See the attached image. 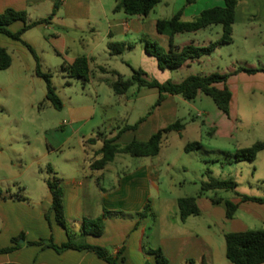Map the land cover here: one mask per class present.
Instances as JSON below:
<instances>
[{"label":"crops","instance_id":"crops-1","mask_svg":"<svg viewBox=\"0 0 264 264\" xmlns=\"http://www.w3.org/2000/svg\"><path fill=\"white\" fill-rule=\"evenodd\" d=\"M57 3L60 6L51 22L34 28L47 31L44 37H49V46L43 48V51L62 58L61 68L64 63L73 65L77 58L87 57L90 60V68L102 75L99 80L103 82L109 79L106 75L112 71L99 64L97 58L98 55L110 54L109 43L126 42L130 39L137 45L134 50H139L145 41H151L146 40L151 37L169 52L171 40L169 36L158 33L159 20L171 19L184 9L183 20L188 22L204 10L226 6L225 0H198L193 6L185 7L186 0H177L174 2L171 16H167L164 11L171 2L162 0L147 18L142 19L129 17L123 12L116 13L114 9L117 0L112 4L109 0H0V13L7 9L26 11L28 20L33 22L49 18ZM161 5L164 6L162 14L153 18V14ZM42 10L46 11L47 16L41 15ZM24 26L23 22L18 21L10 26V30L17 33ZM30 31L23 35L22 40L32 46L38 54L37 44L26 39ZM75 32H89L93 35L92 40L83 41L80 48L72 49L68 35ZM213 33L216 35L215 40L219 39L222 27L215 25L196 33L176 35L174 45L176 48L187 45L207 46L214 41ZM254 35L258 37V45H264V0H239L234 24V42L227 46L236 44L239 36L244 44V55H248L250 50L246 45ZM0 47L5 48L12 58L11 67L5 70L10 72L11 77L6 82H0V191L3 192L0 197V249L16 246V243L20 245L10 253L0 252V264H109L94 252L67 250L58 253L52 248L30 244L50 239L52 226L55 228V244L68 242L69 236L57 223L54 213H51L50 220L46 217L53 197L47 184L48 179L43 180L41 176H37V172L42 171L43 154L35 156L32 162L28 163L14 145L18 141L30 144V136L21 131V124L27 116L34 113L28 112V108H35L38 103L34 94L35 78H40L36 75L37 66L33 67L26 51L28 48L22 42L0 34ZM141 52L142 64L138 69H143L146 73L159 70L164 74L169 71H162L157 60L149 56L145 48ZM210 56L189 61L176 71L191 69L194 65L204 68ZM99 67L106 68L109 73L100 72ZM172 71L174 70H170ZM243 74L246 73L230 77L227 86L231 92V84L241 78H248L242 77ZM258 75L260 74L249 76L252 78ZM64 77L68 78L66 74ZM217 87L223 89L224 84H218ZM177 100L187 101L180 96H168L152 116H147L146 120L139 124L137 130L125 132L117 143L121 145L124 142L126 145L134 140L146 142L159 130L176 123L178 120L169 122L166 117L173 115L177 110ZM235 102L236 98L232 93L230 115H217L214 118L210 116L204 120L205 127L211 130L214 139L231 142L227 144L228 153H233L234 158L237 149L249 147L242 144L246 139L238 135L239 120ZM215 118H219L218 121H215ZM164 120L167 121L166 124H163ZM158 156L139 158L136 166H130L125 155L119 154L101 171L91 169L87 162L90 157L87 156L89 168H84L83 173L77 170L74 176L62 181L66 221L73 227H80L75 232L74 241L107 248L114 256L123 251L121 264H157L156 256L146 253L144 246L147 244L150 248L160 249L170 264H232L227 257L226 235L264 229V204L242 202L239 197H216L223 201L215 204L212 198L204 199L182 192L180 188L187 184L186 180L177 181L170 175L163 179L161 165L155 161ZM247 163L254 168V180L264 183V151L254 162ZM198 181L195 185L202 186V183L208 181V175L202 174ZM163 187L168 189L165 197H162ZM15 195L22 196V199L11 197ZM184 197H197L201 209V215L198 217L208 216L210 223L207 226L202 227L197 221L198 217H190L186 222L181 221L178 199ZM226 201L239 204L233 219L227 218ZM148 202L151 203L152 213L146 218H141L138 214L143 212ZM104 208L122 211L126 216L108 219L100 237L85 235L82 231L84 220L100 217ZM257 224L258 228H251V225ZM61 230L64 233L61 234ZM147 232L149 237L146 238Z\"/></svg>","mask_w":264,"mask_h":264},{"label":"rangeland","instance_id":"rangeland-1","mask_svg":"<svg viewBox=\"0 0 264 264\" xmlns=\"http://www.w3.org/2000/svg\"><path fill=\"white\" fill-rule=\"evenodd\" d=\"M109 1L111 4L115 2V0ZM176 1L170 0L171 5L164 11L167 16H171ZM162 9H164L163 5L152 17L156 18L162 14ZM41 15L47 16L46 11L42 10ZM45 32H47L45 29H33L26 36V39L37 44L41 70L51 74L52 84L62 101L63 108L57 110L46 100L47 84L45 80L36 77L34 94L38 103L35 108H28V112L34 111V113L27 116L21 124V131L30 136V144L18 141L14 145L28 163H31L35 156L43 154L42 171L37 172V176H41L43 180L56 177L63 181L74 176L77 170L83 173L84 168H89L86 162L87 156L93 157L96 151L100 149L101 144L84 147L86 139L99 132L112 137L117 130L127 125H135L142 118L152 116L151 114L157 110L155 105L159 92L157 89L134 86L126 95L116 96L106 82L99 80L102 75L95 69H93L94 78L88 83L64 77L65 73L61 68L63 59L56 54L48 55L43 51V48L49 46L47 43L49 37L45 39ZM213 35V40L216 41L215 33ZM92 37L93 35L89 32H75L68 35V40L72 49H75L80 48L81 42L92 40ZM146 40L155 42L151 37ZM257 41L258 37L252 36L250 43L246 45L250 53L244 55V44L238 36L236 44L221 47L220 50L210 56L206 60L207 64L204 68L194 65L191 69L184 68L172 72L169 70L164 74L159 70L147 73L151 79L164 83L168 80L181 82L191 75H210L216 72L231 73L241 66L264 67V45H258ZM126 43L133 45V47L137 46L130 39H127ZM157 44L162 50H165L162 44ZM145 47L146 41L139 50L133 48L118 56L98 55L97 62L109 71L114 70L118 75L129 79L133 76L132 68L138 69L141 66V51ZM26 51L29 53L33 67H36L37 63L33 54L28 49ZM239 61L240 63H238ZM10 75L9 71L0 70V82H6L11 77ZM242 77L250 78L251 76L243 74ZM106 78L116 80L117 76L110 73L106 75ZM248 78H241L238 82L231 84L232 93L236 98L235 105H237L238 135L246 139L242 143L245 146L264 141V75L260 74L250 78V80ZM177 101V110L173 115L166 118L169 122L181 120L185 124V130L181 133H170L162 144L160 154L155 161L161 165L163 179L170 175L177 181L186 180L187 184L180 190L191 196H200L204 199L238 198L236 192L241 195L264 198V183L254 180L253 166L247 162L236 163L233 153H228L227 144L231 142L214 139L213 135H210L211 130L205 127L204 120L206 117L212 116L214 118L217 115L225 117L224 113L218 110L212 98L200 93L195 101ZM218 119L215 118V121ZM166 122L164 120L163 124ZM131 137L133 138V135ZM192 142H200L203 146L202 149L186 152L185 146ZM121 145L124 146V142ZM124 155L130 166H136L139 163V158ZM49 168L53 170V174L49 173ZM207 171H210L214 178L235 181L238 184L236 192L219 190L202 195L201 186L199 184L196 186L195 182H199L202 174L207 175ZM167 192L168 189L163 187L162 197H165ZM197 221L202 227L210 223V219L206 215L202 218L198 217ZM67 226L69 234L75 238V232L80 227H73L68 222ZM258 226V224L251 225V228H258ZM60 233L62 234L64 231L61 230ZM51 236L50 239L56 237L54 226L51 227Z\"/></svg>","mask_w":264,"mask_h":264},{"label":"trees","instance_id":"trees-1","mask_svg":"<svg viewBox=\"0 0 264 264\" xmlns=\"http://www.w3.org/2000/svg\"><path fill=\"white\" fill-rule=\"evenodd\" d=\"M161 2L162 0H117L114 11L116 13L123 12L129 17L145 19ZM196 2L197 0H186L185 7L192 6ZM225 3V7H214L204 10L192 21L187 22L183 20L184 9L171 19L159 20L157 22V31L159 34L170 37L171 49L169 52H166L165 50H162L156 42L146 41V53L157 59L159 68L162 71L167 69L176 70L186 65L189 61L210 56L218 48L232 44L234 42V24L239 0H225ZM59 6V3L55 5L53 14L49 18L33 22L28 20V14L26 11L7 9L3 13H0V34H4L15 41L22 42L33 54L37 63L36 75L44 79L47 84L46 100L57 110H62L63 104L57 95L56 88L52 84L51 74L44 73L41 70L40 58L36 51L32 46L22 40L23 35L28 31L40 25L49 24L53 19V16L56 15ZM18 21L23 22L25 26L17 33H13L10 30V26ZM215 25H220L222 27V35L218 40L211 42L209 45H187L183 48L175 47L174 37L176 35L196 33ZM133 48V45L127 44L126 42H111L108 44V49L112 56L121 55L126 50H132ZM11 65L12 58L8 51L5 48L0 47V70H7ZM98 70L105 74L109 73L104 67H99ZM132 70L133 76L129 79H125L121 75H118L116 71H112L111 73L115 74L117 79L106 80V83L111 87L116 96L126 95L134 86H138L139 88L157 89L159 97L155 105L156 108L160 106L168 96H180L191 102L195 101L200 93H203L212 98L218 110L225 115H230V105L232 101V92L227 86L230 77L238 73H246L249 75L264 74V67H239L231 73L221 74L216 72L210 75H191L181 82L168 80L162 83L158 80L151 79L143 69L132 68ZM62 71L68 78L78 79L83 83H88L94 78V72L90 68V60L85 56L77 58L73 65H66L64 63L62 65ZM218 84H224V88L219 89L217 87ZM146 118L147 117L142 118L135 125H127L124 128L119 129L118 134L115 136L110 137L103 132H99L95 136L86 139L84 147L101 144V148L96 152L95 156L90 157L87 160L91 169L98 171L106 169V167L113 162L119 154H127L134 158L156 157L160 154L162 144L166 137L172 132L181 133L185 128L182 121L178 120L167 128L159 130L146 142L134 140L124 146L117 143L125 132L137 130L139 124L146 120ZM210 135H212V133H210ZM202 147L203 146L200 142H192L185 146V151L193 152L201 150ZM263 151L264 141L255 142L249 147L237 149L235 152V161L238 163L254 162L258 155ZM48 171L53 174L52 169L49 168ZM207 175L208 181L202 183L201 186L202 195L219 190L236 192L238 185L235 181L231 179L221 180L214 178L209 171L207 172ZM47 184L51 191L53 202L46 217L50 220L51 213H54L57 223L67 231L69 240L62 245L55 244L53 239H50L49 241L42 240L30 244L52 248L58 253L67 250L94 252L100 259L109 264H121V261L123 260V258H121L123 251H119V253L114 256L107 248L90 244H80L74 241L73 237L69 234L64 213V189L61 185L62 180L56 177L49 178ZM236 195L242 200V202L264 204V198L241 195L237 192ZM2 196L3 192L0 191V197ZM11 197L22 199V196L20 195ZM212 201L213 203L218 204L223 200L220 198H212ZM225 203L227 206V218L233 219L239 209V204L232 201H226ZM178 209L182 222H186L190 217H198L201 215V209L198 205L197 197H184L178 199ZM150 213H152V207L151 203L148 202L144 207L143 212L138 215L141 218H146ZM114 216L125 217L126 214L122 211H110L104 208V212L100 217L84 220L82 227L83 233L85 235H93L96 237L102 236L107 220ZM148 234L149 233L147 232L146 238L149 237ZM226 244L227 257L232 264H264V229L229 233L226 235ZM19 247L20 245L16 243V246L3 250L0 249V252L10 253ZM144 247L146 253L156 256L157 264H170L160 249L150 248L148 244Z\"/></svg>","mask_w":264,"mask_h":264}]
</instances>
